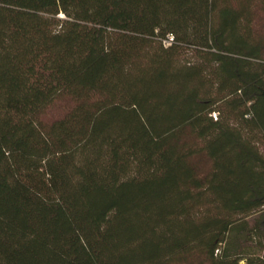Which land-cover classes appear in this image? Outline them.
I'll use <instances>...</instances> for the list:
<instances>
[{
    "label": "trees",
    "instance_id": "trees-1",
    "mask_svg": "<svg viewBox=\"0 0 264 264\" xmlns=\"http://www.w3.org/2000/svg\"><path fill=\"white\" fill-rule=\"evenodd\" d=\"M263 54L264 0H0V264H264Z\"/></svg>",
    "mask_w": 264,
    "mask_h": 264
},
{
    "label": "rangeland",
    "instance_id": "rangeland-1",
    "mask_svg": "<svg viewBox=\"0 0 264 264\" xmlns=\"http://www.w3.org/2000/svg\"><path fill=\"white\" fill-rule=\"evenodd\" d=\"M264 55V54H263ZM57 109H53L51 111L48 112V117L49 118H54V117H57Z\"/></svg>",
    "mask_w": 264,
    "mask_h": 264
},
{
    "label": "built area",
    "instance_id": "built-area-1",
    "mask_svg": "<svg viewBox=\"0 0 264 264\" xmlns=\"http://www.w3.org/2000/svg\"><path fill=\"white\" fill-rule=\"evenodd\" d=\"M171 42H172V38L169 36V37H167V40L163 42V45L168 46V45H170Z\"/></svg>",
    "mask_w": 264,
    "mask_h": 264
}]
</instances>
